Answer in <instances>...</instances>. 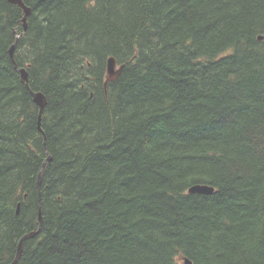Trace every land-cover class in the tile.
<instances>
[{"label":"trees","instance_id":"1","mask_svg":"<svg viewBox=\"0 0 264 264\" xmlns=\"http://www.w3.org/2000/svg\"><path fill=\"white\" fill-rule=\"evenodd\" d=\"M23 1L26 31L0 0V264L39 214L18 264H264V0Z\"/></svg>","mask_w":264,"mask_h":264},{"label":"water","instance_id":"2","mask_svg":"<svg viewBox=\"0 0 264 264\" xmlns=\"http://www.w3.org/2000/svg\"><path fill=\"white\" fill-rule=\"evenodd\" d=\"M8 3L18 6L19 8H21L24 12V16H23V25H24V30H27V20L30 17L32 10L30 7L26 6L23 0H6ZM15 52V44L11 47L10 49V57L13 59V55ZM122 67L118 68L117 65V61L111 57L109 58L108 62H107V80H106V86L107 84L112 81L115 80L118 75L121 72ZM20 74H21V79L23 82H27L28 81V73L26 71L25 68H21L19 70ZM33 98H34V102L35 104L39 107L40 109V116L39 119H41V114L43 112V110L45 109L46 105H47V100L46 97L43 93L41 92H37V93H33ZM50 158H48V160L46 162H49ZM41 176V175H40ZM40 176H39V184H40ZM189 194H204V195H211L215 192V189L213 187L207 186V185H194L191 188H189L188 190ZM42 216L41 214H39V229L35 232L29 233L25 236H23V238L21 239V241L19 242L18 245V250H17V254L15 257V260L11 263V264H18L20 258H21V254H22V248H23V243L25 240L31 239L33 237H35L39 232L40 229L42 227ZM184 264H192L191 261L187 258H185L184 260Z\"/></svg>","mask_w":264,"mask_h":264},{"label":"bare ground","instance_id":"3","mask_svg":"<svg viewBox=\"0 0 264 264\" xmlns=\"http://www.w3.org/2000/svg\"><path fill=\"white\" fill-rule=\"evenodd\" d=\"M35 93H37V92H35ZM42 93V92H41ZM47 106V105H46ZM41 121V120H40ZM45 166V165H44Z\"/></svg>","mask_w":264,"mask_h":264}]
</instances>
